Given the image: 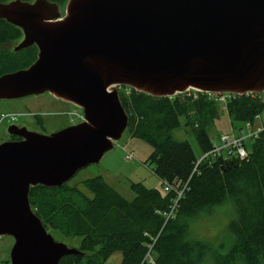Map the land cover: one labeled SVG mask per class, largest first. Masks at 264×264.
I'll use <instances>...</instances> for the list:
<instances>
[{
	"label": "water",
	"instance_id": "water-1",
	"mask_svg": "<svg viewBox=\"0 0 264 264\" xmlns=\"http://www.w3.org/2000/svg\"><path fill=\"white\" fill-rule=\"evenodd\" d=\"M17 28L26 69L0 76V101L48 94L83 121L48 135L9 125L0 143V236L8 264H58L75 249L53 241L30 209V188H58L97 164L127 127L117 88L153 98L193 89L264 92V0H47L0 4ZM100 76V77H99Z\"/></svg>",
	"mask_w": 264,
	"mask_h": 264
},
{
	"label": "trees",
	"instance_id": "trees-1",
	"mask_svg": "<svg viewBox=\"0 0 264 264\" xmlns=\"http://www.w3.org/2000/svg\"><path fill=\"white\" fill-rule=\"evenodd\" d=\"M10 1L0 0V4ZM47 1L61 9L67 0ZM19 39L20 31L0 20V47ZM35 55L34 46L0 51V76L26 69ZM117 94L127 116L125 130L151 148L144 166L150 167L163 192L130 184L133 199L125 201L100 177L81 183L90 198L66 183L58 188H30V209L45 231L79 238L69 248L80 255L63 257L58 264H102L114 251L121 254L119 264H143L151 244L153 264H264V129L250 140L244 160L218 157L194 167L197 158L188 142L174 134L183 136L182 127L188 128L200 155L209 151L212 141L207 129L220 105L201 94L195 99L153 98L129 89ZM263 107L256 96L243 95L239 102L238 96L233 97L222 109L238 134L242 128L237 126L253 124ZM227 201L234 218L227 225L228 249L219 254L205 242L190 239L189 225Z\"/></svg>",
	"mask_w": 264,
	"mask_h": 264
},
{
	"label": "rangeland",
	"instance_id": "rangeland-1",
	"mask_svg": "<svg viewBox=\"0 0 264 264\" xmlns=\"http://www.w3.org/2000/svg\"><path fill=\"white\" fill-rule=\"evenodd\" d=\"M58 10L60 16H62L64 5ZM19 42L20 39L6 44L0 47V51L11 52ZM117 93H126V88H118ZM216 108H218L217 118L207 129V134L211 141L216 140L220 135H229L233 127L229 124L222 107ZM73 111L77 115H81V111L78 108L53 97H46L43 94L19 100L0 101V143L6 138V129L9 125H16L18 128L24 127L28 132L48 135L78 124L80 123L78 120L70 123V115ZM180 123L184 126L182 119ZM253 124L255 128L264 126V107ZM237 127L243 128V124ZM182 131L183 136L181 133L176 132L174 137L178 140H186L197 160L200 159L201 155L192 133L188 128L184 127H182ZM250 144V140L244 141L246 151H249ZM150 152L151 148L146 143L130 137L125 130L120 138L112 143V149L104 153L97 164L79 170L66 184L75 186L81 193L90 198L89 193L82 187L81 183L94 177H100L106 185L125 201L133 199V193L129 189L130 184H141L146 189L163 192L160 182L152 174L150 167L144 166V161L149 157ZM125 153L131 154V161L124 160ZM233 218L232 205L227 201L214 208L209 216L201 217L191 223L189 225V238L205 242L210 247L211 252L225 253L228 249L229 241L227 225ZM49 235L53 241L67 247H75L79 241L77 237L66 238L55 231H50ZM12 244L13 241L10 237L0 236V264L6 260L8 261V254ZM150 258L153 261L151 254ZM120 260L121 254L114 251L109 254L102 264H119Z\"/></svg>",
	"mask_w": 264,
	"mask_h": 264
},
{
	"label": "built area",
	"instance_id": "built-area-1",
	"mask_svg": "<svg viewBox=\"0 0 264 264\" xmlns=\"http://www.w3.org/2000/svg\"><path fill=\"white\" fill-rule=\"evenodd\" d=\"M118 89V88H117ZM126 93H128V89H126ZM198 94L205 95L209 100L214 101L218 105H220L222 108L225 106V104L232 99L233 97H237L235 95L231 94H206V93H200L198 91H195L193 89H187L183 93H177L175 95H181L185 98H191L195 99ZM174 95V96H175ZM246 96L254 97L256 96L259 98L260 102L264 104V92L259 95L254 94H245ZM173 97V96H172ZM71 120L70 123H73V121H83L82 114L77 115L74 111L70 115ZM257 116L254 118V122L256 121ZM2 119V118H1ZM253 122V123H254ZM264 129H253L252 124L250 123H244L243 128L239 131L238 134H235V132H231L229 135H220L216 138V140L211 142V147L209 151L203 153L200 156V159H198L194 167L198 165L201 161L209 160V159H215L218 157H222L224 159H237V160H244L247 156V152L244 148V141L246 140H254L257 135ZM131 154L125 153L124 160L125 161H131ZM180 193L177 194L179 196ZM174 203H172V207L170 209V212L165 215L167 218L170 216V213L172 212L174 208ZM152 244L147 246V252L145 253L142 263L143 264H153V261L150 258V251H151Z\"/></svg>",
	"mask_w": 264,
	"mask_h": 264
},
{
	"label": "flooded vegetation",
	"instance_id": "flooded-vegetation-1",
	"mask_svg": "<svg viewBox=\"0 0 264 264\" xmlns=\"http://www.w3.org/2000/svg\"><path fill=\"white\" fill-rule=\"evenodd\" d=\"M22 38V37H21ZM20 41H21V39H20ZM43 95H45L46 97H50V98H52L50 95H48V94H43ZM65 103V102H64ZM66 104H68V105H70L69 103H66ZM72 106V105H71ZM16 126V125H15ZM21 128V127H20ZM19 139L17 138V137H15V136H9L8 134H7V136H6V138L4 139V141L3 142H10V141H18Z\"/></svg>",
	"mask_w": 264,
	"mask_h": 264
},
{
	"label": "crops",
	"instance_id": "crops-1",
	"mask_svg": "<svg viewBox=\"0 0 264 264\" xmlns=\"http://www.w3.org/2000/svg\"><path fill=\"white\" fill-rule=\"evenodd\" d=\"M258 120H259V118H258ZM263 127H264L263 125H262V126H258L257 129H259V128H263ZM252 128H255V127H254V124L252 125ZM255 129H256V128H255Z\"/></svg>",
	"mask_w": 264,
	"mask_h": 264
},
{
	"label": "bare ground",
	"instance_id": "bare-ground-1",
	"mask_svg": "<svg viewBox=\"0 0 264 264\" xmlns=\"http://www.w3.org/2000/svg\"><path fill=\"white\" fill-rule=\"evenodd\" d=\"M100 77V76H99Z\"/></svg>",
	"mask_w": 264,
	"mask_h": 264
}]
</instances>
